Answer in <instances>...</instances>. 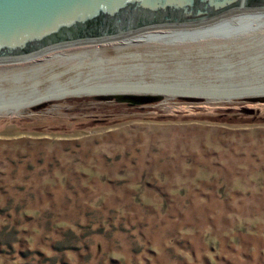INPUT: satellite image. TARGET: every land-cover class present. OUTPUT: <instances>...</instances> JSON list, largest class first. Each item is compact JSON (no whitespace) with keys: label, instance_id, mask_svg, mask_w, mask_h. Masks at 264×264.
Instances as JSON below:
<instances>
[{"label":"rangeland","instance_id":"rangeland-1","mask_svg":"<svg viewBox=\"0 0 264 264\" xmlns=\"http://www.w3.org/2000/svg\"><path fill=\"white\" fill-rule=\"evenodd\" d=\"M249 23L0 64V264H264V19ZM55 88L75 93L25 103Z\"/></svg>","mask_w":264,"mask_h":264},{"label":"water","instance_id":"water-1","mask_svg":"<svg viewBox=\"0 0 264 264\" xmlns=\"http://www.w3.org/2000/svg\"><path fill=\"white\" fill-rule=\"evenodd\" d=\"M240 9H264V0H0V64L146 28L203 24ZM120 98L143 102L156 97Z\"/></svg>","mask_w":264,"mask_h":264},{"label":"bare ground","instance_id":"bare-ground-1","mask_svg":"<svg viewBox=\"0 0 264 264\" xmlns=\"http://www.w3.org/2000/svg\"><path fill=\"white\" fill-rule=\"evenodd\" d=\"M256 18L264 19V9H253V10L240 9V10H236L234 12L232 11L229 14H227V15L219 18V19H216L214 21H208L207 23L192 25V26H185V27H183V26L182 27H167V28H163L165 30H163L160 33L159 32L152 33L150 31H148L151 28H148V29L146 28V29L138 30L136 33L131 34V35L129 34V35H126L123 37L121 36L120 38H117L116 40H120V39L125 38V37H127L128 39L130 37L145 38V39H148L151 37L152 38H156V37H177L176 39H181V38L198 39V38H206V37H198V36H213V35L216 36V35H220L223 33H225V34L234 33V32L238 33V32L244 31L243 29L247 25L251 26L252 29L256 28L257 26H255V24L249 23V20L256 19ZM183 30L193 31V32H184ZM179 36H185V37H179ZM97 87H100V88H97ZM105 87H110V89H112V90L107 91V90L101 89V88H105ZM123 87H125V86H121V85H117V86H113V85H109V86L90 85V86H85L83 89H85V91H87L88 93H94V92H101L102 90H103V92H113V91L122 89ZM113 89H115V90H113ZM69 92L75 93V90L67 89V90L61 91L57 88L50 89V90L46 91L45 93L37 94L36 96H34L30 100L27 99L25 101V103H33V102L36 103V102L41 101L43 99L58 97L62 94L69 93ZM202 93L203 94L205 93L207 95L208 94L213 95V92H211V91H209V92L203 91Z\"/></svg>","mask_w":264,"mask_h":264},{"label":"trees","instance_id":"trees-1","mask_svg":"<svg viewBox=\"0 0 264 264\" xmlns=\"http://www.w3.org/2000/svg\"><path fill=\"white\" fill-rule=\"evenodd\" d=\"M119 98H120V97H119ZM119 98L117 97L118 100H120ZM121 99H123V100H129V99H127V98H121ZM246 110H247V109L244 108V111H246ZM250 113H251V112H250Z\"/></svg>","mask_w":264,"mask_h":264}]
</instances>
